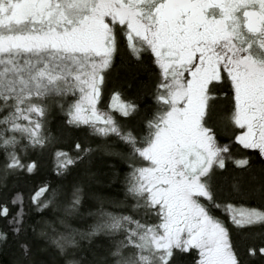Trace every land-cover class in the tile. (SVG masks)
<instances>
[{"label": "snow or ice", "instance_id": "obj_1", "mask_svg": "<svg viewBox=\"0 0 264 264\" xmlns=\"http://www.w3.org/2000/svg\"><path fill=\"white\" fill-rule=\"evenodd\" d=\"M0 264H264V0H0Z\"/></svg>", "mask_w": 264, "mask_h": 264}]
</instances>
